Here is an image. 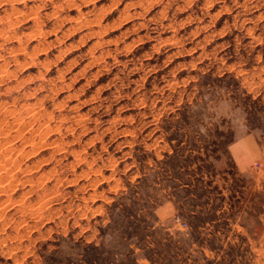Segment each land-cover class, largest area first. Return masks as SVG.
I'll return each mask as SVG.
<instances>
[{
	"label": "rangeland",
	"instance_id": "374dc122",
	"mask_svg": "<svg viewBox=\"0 0 264 264\" xmlns=\"http://www.w3.org/2000/svg\"><path fill=\"white\" fill-rule=\"evenodd\" d=\"M0 264H264V0H0Z\"/></svg>",
	"mask_w": 264,
	"mask_h": 264
},
{
	"label": "bare ground",
	"instance_id": "6f19581e",
	"mask_svg": "<svg viewBox=\"0 0 264 264\" xmlns=\"http://www.w3.org/2000/svg\"><path fill=\"white\" fill-rule=\"evenodd\" d=\"M127 136V135H126Z\"/></svg>",
	"mask_w": 264,
	"mask_h": 264
}]
</instances>
